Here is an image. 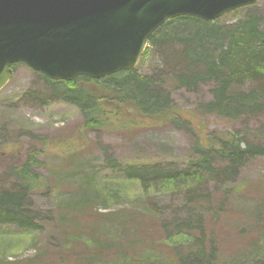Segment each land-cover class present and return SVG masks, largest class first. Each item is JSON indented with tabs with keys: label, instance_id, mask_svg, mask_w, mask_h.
I'll use <instances>...</instances> for the list:
<instances>
[{
	"label": "rangeland",
	"instance_id": "1",
	"mask_svg": "<svg viewBox=\"0 0 264 264\" xmlns=\"http://www.w3.org/2000/svg\"><path fill=\"white\" fill-rule=\"evenodd\" d=\"M240 9L237 17L252 11L264 21V0ZM230 12L223 21L234 19ZM159 53L142 54L135 67L167 79L179 64L164 63L166 53ZM10 69L12 76L0 89V189L14 183L9 168L36 159L33 170L43 185L32 189L29 200L41 228L23 232L0 225V264H137L146 254L152 257L143 264H173V251L161 236L165 226L189 212L192 219L203 218L218 264H264V153L241 167L231 188L211 180L143 192L107 163L109 158L121 166L183 167L199 130L239 132L264 146V113L238 121L199 115L195 110L210 99V84L188 90L167 79L162 89L191 121L190 130L144 122L107 102L104 126L88 129L76 107L49 97L38 72L21 63Z\"/></svg>",
	"mask_w": 264,
	"mask_h": 264
},
{
	"label": "trees",
	"instance_id": "2",
	"mask_svg": "<svg viewBox=\"0 0 264 264\" xmlns=\"http://www.w3.org/2000/svg\"><path fill=\"white\" fill-rule=\"evenodd\" d=\"M240 10L230 12L234 19L229 22L221 17L208 21L176 16L167 19L148 37L145 58L161 51L166 53L164 63L173 59L179 64L167 77L176 88L195 90L200 84H210V99L195 110L199 115L238 121L264 113V21L252 11L237 17ZM38 74L50 98L61 99L78 109L85 128L104 126L102 116L106 115L104 103L107 102L123 107L128 115L144 122L165 121L191 129L188 126L191 121L183 118L170 93L162 89L167 79L161 80L162 76L156 73H142L135 67L99 79L78 76L71 81L51 80ZM193 136L188 161L180 168L154 164L121 166L109 158L107 163L125 179L136 181L143 192L158 185L167 191L180 185L188 188L195 181L211 180L231 188L241 167L264 153V146L246 140L239 132L199 130ZM36 164V159L28 157L21 165L8 169L14 183L0 189V225L14 226L23 232L41 228L30 212L29 200L32 189L43 185L39 182L40 175L33 170ZM199 195L191 197L189 203H195ZM190 215L189 212L182 220L169 223L171 227L163 228L161 238L173 251V264H218V249L215 241L206 235L203 218L196 215L192 219ZM146 255L148 259L137 264L152 257Z\"/></svg>",
	"mask_w": 264,
	"mask_h": 264
},
{
	"label": "water",
	"instance_id": "3",
	"mask_svg": "<svg viewBox=\"0 0 264 264\" xmlns=\"http://www.w3.org/2000/svg\"><path fill=\"white\" fill-rule=\"evenodd\" d=\"M256 0H0V89L11 64L51 80L133 70L167 19L213 21Z\"/></svg>",
	"mask_w": 264,
	"mask_h": 264
}]
</instances>
